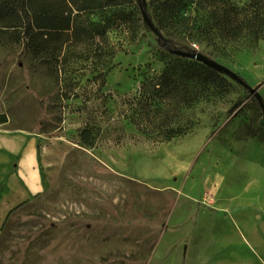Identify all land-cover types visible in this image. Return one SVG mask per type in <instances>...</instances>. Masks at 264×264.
<instances>
[{
    "label": "rangeland",
    "instance_id": "rangeland-1",
    "mask_svg": "<svg viewBox=\"0 0 264 264\" xmlns=\"http://www.w3.org/2000/svg\"><path fill=\"white\" fill-rule=\"evenodd\" d=\"M144 2L164 38L224 65L264 101V38L223 41L208 0ZM113 4L78 18L111 22L103 40L66 45L57 67L25 40L0 44V117L40 135L46 182L5 221L0 264H264V112L225 77L173 112L169 142L164 130L138 132L129 102L144 75L176 57L145 29L136 0Z\"/></svg>",
    "mask_w": 264,
    "mask_h": 264
},
{
    "label": "trees",
    "instance_id": "trees-1",
    "mask_svg": "<svg viewBox=\"0 0 264 264\" xmlns=\"http://www.w3.org/2000/svg\"><path fill=\"white\" fill-rule=\"evenodd\" d=\"M114 0H0V44L18 43L25 40V48L37 58L46 60L49 66L58 65V58L63 48L69 44L91 42L98 38L103 40L110 20L88 23L78 18L88 17L97 11L106 13L114 6ZM144 18L150 19V14L144 0H136ZM209 27L216 29L225 42H235L245 38L244 43L254 46L264 38V0H251L241 9L232 6L228 1L208 0ZM116 11H113L112 15ZM119 15V16H118ZM117 18L124 22V14L117 12ZM145 29L156 34L158 45L176 59L166 64L159 74H147L142 78L137 96L129 102L132 114L131 124L142 134H152L154 130H164L161 134L163 142H169L177 135V131L169 130L174 111L181 105L184 109L191 107L204 97L211 86L223 82L224 78L216 71L186 58L178 57L174 52L195 53L196 51L178 46L171 39L164 38L152 24ZM45 58V59H44ZM223 78V79H222ZM201 87V88H199ZM242 87V86H241ZM161 114V117H157ZM158 118V119H157ZM0 117V124L5 123ZM84 147L91 148L95 136L90 128H85L79 134ZM17 206L9 212V216L23 206Z\"/></svg>",
    "mask_w": 264,
    "mask_h": 264
},
{
    "label": "crops",
    "instance_id": "crops-1",
    "mask_svg": "<svg viewBox=\"0 0 264 264\" xmlns=\"http://www.w3.org/2000/svg\"><path fill=\"white\" fill-rule=\"evenodd\" d=\"M42 143L36 133L0 124V228L11 210L46 188Z\"/></svg>",
    "mask_w": 264,
    "mask_h": 264
},
{
    "label": "water",
    "instance_id": "water-1",
    "mask_svg": "<svg viewBox=\"0 0 264 264\" xmlns=\"http://www.w3.org/2000/svg\"><path fill=\"white\" fill-rule=\"evenodd\" d=\"M144 21L148 24V26H152V23L148 20V18H144ZM174 54L181 58L190 59L196 61L211 70L216 71L218 74L230 79L231 81L237 83L238 85L242 86L246 89L249 94L255 99L258 103L262 112H264V101L262 97L259 95L258 91L254 88H250L238 75L232 72L230 69L225 67L224 65L219 64L218 62L214 61L213 59L208 58L206 55L195 52L192 54L184 53V52H174Z\"/></svg>",
    "mask_w": 264,
    "mask_h": 264
}]
</instances>
